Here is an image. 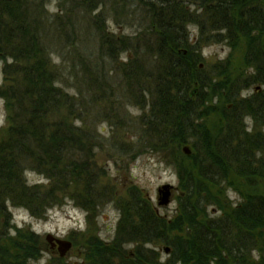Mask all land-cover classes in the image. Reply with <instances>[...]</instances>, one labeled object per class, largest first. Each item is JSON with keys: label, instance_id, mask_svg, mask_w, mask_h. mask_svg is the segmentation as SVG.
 I'll return each instance as SVG.
<instances>
[{"label": "trees", "instance_id": "16d2710c", "mask_svg": "<svg viewBox=\"0 0 264 264\" xmlns=\"http://www.w3.org/2000/svg\"><path fill=\"white\" fill-rule=\"evenodd\" d=\"M44 1L0 0V98L6 110L0 138V264H30L41 252L36 235L20 232L14 240L8 235V206L42 219L50 207L66 200L85 213L115 202L96 183L99 176L91 159L97 144L88 116L90 100L111 90L113 66L130 96L135 95L132 86L151 80L138 96L149 99L157 119L153 125L141 124L147 133L158 132V123L173 130L158 139L161 145L153 153L166 160L168 151L173 158L184 138L200 145L185 158L189 167L178 169L185 197L172 222L157 217L140 199L131 202L140 232L137 252L131 259L119 257L117 264H160L145 250V242L168 246L169 258L161 264H264V194L245 195L215 219L204 209L221 207L215 195L229 175L264 179V93L251 99L238 96L249 86L264 85V0H120L123 10L130 9L123 20L139 27L132 38L115 37L101 28L106 6L100 0H81V8L79 0H58L51 14ZM114 7L109 8L119 16ZM81 10L96 11L93 22L87 14L79 20ZM188 25L197 29L195 40L186 32ZM221 41L234 51L244 50V62L254 72L228 82L226 102L231 109L222 113L219 131L207 134L198 125L203 119L200 103L188 92L195 82L207 86L196 68L200 45ZM91 43L97 51H91ZM127 52L135 57L126 56L121 64L117 55ZM67 73L73 84L64 87ZM243 117L253 121L252 131L245 130ZM28 171L45 176L49 184L29 185ZM119 210L129 212L120 205ZM98 257L93 264H113L107 253Z\"/></svg>", "mask_w": 264, "mask_h": 264}, {"label": "rangeland", "instance_id": "374dc122", "mask_svg": "<svg viewBox=\"0 0 264 264\" xmlns=\"http://www.w3.org/2000/svg\"><path fill=\"white\" fill-rule=\"evenodd\" d=\"M100 1L106 6L102 10L101 28L106 27L102 29L115 37L132 38L139 27L136 22L123 20L124 11L130 9L123 10L125 5L120 0ZM57 2L58 0H45V10L49 14L54 13ZM80 3L81 0L78 2V7L81 6ZM108 6H115L114 8L120 11V15L117 16L114 9ZM95 12L81 10L78 14L79 20L82 17L81 14H87L86 16L93 22L92 17ZM91 28L95 29L93 24ZM186 30L191 40L197 38V29L193 25H188ZM200 46L196 68L202 73L203 83H207V86L201 88L198 82L192 83L188 96L194 101H199V115L203 119H198V125L201 131L209 134L219 131L222 113L231 109V105L226 102L228 82L237 75L249 76L254 72V68L244 62V50L238 48L234 51L223 41ZM91 47H93L91 51H97L93 43ZM128 53H125V56L122 53L117 55L121 64L125 63L126 56L131 60L134 59L135 56ZM57 55L53 53L51 56L55 63H58ZM144 59L148 60V57L144 56ZM3 64L4 61L0 60V86L3 84ZM106 70L110 71L109 67ZM112 70L115 74L113 73L108 80L111 90L109 91L106 87L107 91L102 95H95L90 100L88 116L89 126L95 132L94 139L97 141H95L97 148H93L91 159L92 169L99 176L96 183L100 190L110 192L115 202H106L98 212L85 213L80 207L66 200L61 205L50 207L42 219L31 217L23 208L8 206L10 216L8 235L11 239L14 240L20 232L31 233L40 239L41 252L30 264H93L96 263L95 260H101L98 256L102 253H107L109 258L107 259L117 264L121 261L119 257L123 256L125 260L131 259L137 252L138 243L135 241L137 236L132 235V230H136L138 222L132 210L129 209L137 200L145 202L155 215L165 222H172L179 214L180 202L184 199L185 193L177 175L178 169L189 167V162L185 158L193 156L196 152L195 147L200 145L195 142V139L184 138L180 140L182 144L179 146V153L174 154L173 158L169 157L168 151H166V160H162L158 154L153 153L154 149L161 145L158 139L162 140L173 130L169 125L163 128V125L158 123V132L148 131L147 133L144 124H141L145 121L153 125L157 119L155 112L151 113L148 107L149 99L143 95L138 96V90L151 85V80L146 79L149 82L144 81L143 84L135 87L131 85L135 95L130 96L129 90H124L122 86L123 77L120 76L119 69L113 66ZM71 82L67 73L64 87L73 84ZM122 93L124 97L121 99ZM260 93H264V85L254 84L240 91L238 96L241 99H251ZM72 122L75 123L74 120ZM242 124L246 131L253 130L254 123L250 117H243ZM5 128V103L0 98V138L4 135ZM158 133L159 136H157ZM183 148L188 149L187 155L183 153ZM25 178L29 185L45 187L49 184L45 176L34 172H26ZM164 185L171 187L170 202L165 207H159L157 206V190ZM220 185L221 193L215 197L221 207L210 208L208 205L204 207L210 219L221 217L222 213L230 211L242 201L245 195L264 194V179L244 180L229 175ZM133 200L135 202L131 203ZM119 205L124 206L129 212L119 210ZM47 235L71 243V249L64 259L58 261L57 253L50 251L45 241ZM94 244L96 247H93ZM142 245L151 257L156 255L160 264L168 260L169 248L163 243L145 242ZM99 247L105 250L98 251ZM166 249L167 253H165ZM96 256L98 258H94Z\"/></svg>", "mask_w": 264, "mask_h": 264}, {"label": "water", "instance_id": "95a60500", "mask_svg": "<svg viewBox=\"0 0 264 264\" xmlns=\"http://www.w3.org/2000/svg\"><path fill=\"white\" fill-rule=\"evenodd\" d=\"M182 151L186 155L189 153L187 148H183ZM157 194H158L157 206H159V207H165L170 202L171 187L169 185H164V186H162L161 188H159L157 190ZM45 241H46L47 244L50 245V248L51 249L57 247L58 256L60 258L65 257V255L67 254V252H69L70 249H71V243L70 242L56 239L52 235H47L45 237ZM167 252L168 251L166 249L165 250V253H167Z\"/></svg>", "mask_w": 264, "mask_h": 264}, {"label": "bare ground", "instance_id": "6f19581e", "mask_svg": "<svg viewBox=\"0 0 264 264\" xmlns=\"http://www.w3.org/2000/svg\"><path fill=\"white\" fill-rule=\"evenodd\" d=\"M140 232L138 231V230H134V231H132V235L133 236H138V234H139ZM130 237H131V234H130ZM48 245V247L50 248V245L49 244H47ZM51 249V248H50ZM55 250H56V252H57V247H55ZM58 253V252H57Z\"/></svg>", "mask_w": 264, "mask_h": 264}, {"label": "flooded vegetation", "instance_id": "af4514ba", "mask_svg": "<svg viewBox=\"0 0 264 264\" xmlns=\"http://www.w3.org/2000/svg\"><path fill=\"white\" fill-rule=\"evenodd\" d=\"M49 249H50V248H49ZM50 251H52L53 253H57L56 250H55V248L50 249ZM66 255H67V254H66ZM66 255H65V257H66ZM57 258H58V261L64 259V257H63V258H60V257L58 256V253H57Z\"/></svg>", "mask_w": 264, "mask_h": 264}]
</instances>
